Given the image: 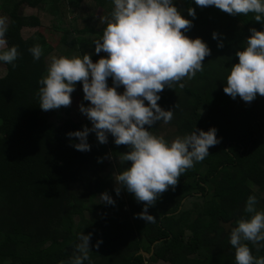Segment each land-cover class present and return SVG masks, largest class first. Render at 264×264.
Masks as SVG:
<instances>
[{"label": "trees", "instance_id": "obj_1", "mask_svg": "<svg viewBox=\"0 0 264 264\" xmlns=\"http://www.w3.org/2000/svg\"><path fill=\"white\" fill-rule=\"evenodd\" d=\"M176 4L192 21L185 34L201 38L210 54L202 71L160 93L158 104L172 108L173 119L157 122L150 131L169 128L182 136L194 127L214 126L219 143L158 196L148 208L155 219L145 222L137 215L142 202L123 188L119 195L114 191L115 173L130 163L118 159L127 146L116 145L110 134L100 143L90 132V150H76L77 138L67 133L91 127L78 105L71 101L44 111L37 104V81L51 56L89 48L97 60L93 41L110 17L112 0H0V16L9 24L7 43L20 53L15 67L1 62L0 264L67 261L81 231L91 233L84 264H235L229 231L244 215L248 195H256L257 208L264 210V96L257 94L251 102L233 99L223 83L249 29L264 25L251 13L233 16L194 0ZM189 6L195 17L188 15ZM99 8L106 11L103 19L94 11ZM42 30L60 33L58 43L51 45ZM34 44L43 50L38 60L28 51ZM70 95L85 101L80 82ZM160 135L170 140L171 131ZM103 192L114 204L99 200ZM97 239L102 243L92 247ZM249 247L254 256H264V248Z\"/></svg>", "mask_w": 264, "mask_h": 264}, {"label": "clouds", "instance_id": "obj_2", "mask_svg": "<svg viewBox=\"0 0 264 264\" xmlns=\"http://www.w3.org/2000/svg\"><path fill=\"white\" fill-rule=\"evenodd\" d=\"M199 7L214 6L230 15L252 14L264 25V0H194ZM110 17L99 38L93 41V52L80 55H53L44 74L37 81L39 107L59 109L71 104V93L80 82L83 100L79 111L90 121L91 127L70 131L77 138L72 146L79 151L90 150L87 136L94 132L100 143H107L108 135L116 145H126L127 151L118 157L121 163L130 162L114 175L119 195L121 188L142 202L137 214L145 222L155 217L148 208L158 196L177 184L178 177L195 162L209 155V148L219 143L217 129L194 127L184 135L166 140L150 129L160 121L173 119L172 108L159 104L164 88H173L185 77L191 78L203 70V61L210 54L207 43L185 33L192 21L178 10L176 0H112ZM187 13L195 17L189 6ZM6 17L0 16V62L11 64L20 55L17 46H9ZM243 47L236 50L237 61L227 68L223 91L235 99L251 102L257 94L264 96V27L249 29ZM218 34L213 31L212 38ZM222 47V42H218ZM34 60L40 59L42 47H29ZM105 55H99L100 53ZM111 78V84L108 83ZM122 86V90L121 89ZM183 87L182 84H180ZM99 200L114 204L103 192ZM256 195L246 198L243 213L229 231V243L234 250L235 264H264V256H254L249 244L257 251L264 248V210L257 208ZM91 233H78L71 257L59 264H84L89 261ZM97 239L92 247L98 248Z\"/></svg>", "mask_w": 264, "mask_h": 264}, {"label": "rangeland", "instance_id": "obj_3", "mask_svg": "<svg viewBox=\"0 0 264 264\" xmlns=\"http://www.w3.org/2000/svg\"><path fill=\"white\" fill-rule=\"evenodd\" d=\"M96 13H97V15H100V18L101 19H103L105 16H106V11L105 10H102V8H99V9H97V10H94ZM29 12H31L30 11V9L28 8V9H26L25 10V13H29ZM42 32H43V34L45 35V37L47 38V41L49 42V43H51V45H56L57 43H58V40H59V38H60V36H61V34L60 33H58V32H53V31H50V30H42ZM77 50V49H76ZM83 53H90V54H92V51L89 49V48H87V49H85V51H83V50H77L76 52H72L71 53V56L72 55H80V54H83ZM3 69H4V66H3V64L0 62V75L3 73ZM71 101H72V104H73V102L76 104V105H79L80 103H84V104H88V103H90V102H88V101H79L77 98H73V100L71 99ZM79 108V107H78ZM79 110V109H78ZM164 128V127H163ZM169 131H171V138H170V140L171 139H173V138H175L176 136H178V135H180V134H178L177 133V131H173L172 129H167L166 130V132H164L163 130L161 131H159L157 134L158 135H160L161 133H169Z\"/></svg>", "mask_w": 264, "mask_h": 264}, {"label": "water", "instance_id": "obj_4", "mask_svg": "<svg viewBox=\"0 0 264 264\" xmlns=\"http://www.w3.org/2000/svg\"><path fill=\"white\" fill-rule=\"evenodd\" d=\"M151 252V251H150ZM150 252L148 253V252H145V251H142V253L144 254V255H150Z\"/></svg>", "mask_w": 264, "mask_h": 264}]
</instances>
